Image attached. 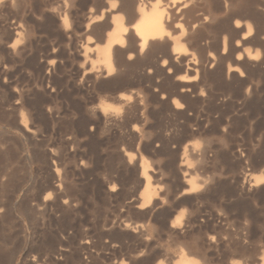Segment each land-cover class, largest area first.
<instances>
[{"label":"rangeland","instance_id":"rangeland-1","mask_svg":"<svg viewBox=\"0 0 264 264\" xmlns=\"http://www.w3.org/2000/svg\"><path fill=\"white\" fill-rule=\"evenodd\" d=\"M14 1L0 0V264H168L170 241L191 239L210 262L224 264L226 231L240 234L243 225V244L256 256L235 260L264 264V182H252L254 173L264 175V0H251L262 9L248 20L255 31L246 49L259 57L243 54L244 77L226 71L234 53L201 58L194 67L200 80L182 98L173 82L179 64L135 65L127 70L137 83L130 88L86 74L78 56L87 37L78 0H23L26 13L22 0ZM168 68L177 69L171 79ZM173 99L183 108L175 110ZM100 104L115 113L102 112ZM184 149L189 169L180 166ZM142 159L156 191L149 206L140 200ZM186 169L199 181L184 195ZM211 237L216 241L207 244Z\"/></svg>","mask_w":264,"mask_h":264},{"label":"bare ground","instance_id":"bare-ground-1","mask_svg":"<svg viewBox=\"0 0 264 264\" xmlns=\"http://www.w3.org/2000/svg\"><path fill=\"white\" fill-rule=\"evenodd\" d=\"M59 1H61V0H59ZM72 1L74 2V0H72ZM22 2H23V0L20 3L22 6H24ZM73 2L71 3V5L73 4ZM77 2H78V4H76V5L81 7V9L85 12L84 16L82 15L83 19L85 17V23L82 20L84 25H83V23L81 25H83L82 27H84L85 36H87L85 39L86 40L85 42L82 40L84 43L82 44V46H80V50L77 49L80 52V55H78V56H80V58L82 59V65L87 70L86 74H89L90 77H93L94 79H98V78L99 79H101V78L107 79V81H103V83L105 85L112 84L109 82L114 81L117 83L120 82V85L118 84L119 86H122L121 84H124L126 86H129V88H130L131 86H133L135 84L137 85V83H135L137 81H135L134 82L135 84H133V81L130 78L131 76L129 77V75H127V70L130 68H133V66L135 67V65H140V64H149L150 65V64H153V62L159 61V66L161 68H166L170 65H174L173 63H175V64H179V66L181 68H183L182 70L180 69L181 71L179 70L180 71V73H179L177 71L178 68L174 67V68H177V69H175L177 72L174 71V72H176L177 76L174 77L175 79L173 78L174 79L173 82L175 81L176 83L179 84L180 94L179 93L178 94H179V97L182 98L180 95L189 93L191 91L189 85L193 86L192 84L196 83L198 80L197 79L198 78L197 77V70L194 68L197 65V60H200L202 58V59L206 60L205 62H207V60H209V59L212 61L214 59H216V60L217 59H225L234 53V55H232V57H229V62L231 64L227 65L226 71L232 72V74L235 73L239 77H244V75H243L244 72L242 71L243 69H241L239 66L240 65L239 62L241 63V60H244V59H242L243 54L246 57V59L249 61L250 60H257V58L259 57L258 51H253V53L250 54L248 49H246V46L249 43L251 44V42L249 41L251 39H249V38L252 36L253 30L255 29V27L252 26L253 24L251 23L252 24L251 25L248 20L249 19L251 20V18L258 16L257 15L258 13L261 14L262 8H261V5L258 4V2H257V4H255L252 1L254 3L253 4L251 2V0H78ZM13 3H15V1ZM55 3H57V2H55ZM62 3H63V0H62ZM1 4H3V3H1ZM58 4H60V3H57L56 6ZM15 5L16 4H14V6ZM50 5H52V4H50ZM53 5H54V3H53ZM68 5L70 6L69 3H68ZM56 6L54 8H53V6H49V7H52L55 11ZM61 6H63V5L61 4L60 7ZM25 7H27V6H24V8L22 7L24 9V13H26ZM64 7H65V5H64ZM0 8L2 9V7H0ZM57 8H56V10L58 11ZM9 9L11 10L12 8L9 7ZM14 9H16V11H19V10H17V8H14ZM46 9H47V7H46ZM75 9H76V7H75ZM60 10H61V8H60ZM62 10L65 11V9H63V7H62ZM5 11H6V9H5ZM12 11H13V9H12ZM46 11H49V10L47 9ZM50 11L52 12L51 8H50ZM57 11L55 13H57ZM63 11H62V13L65 14V12H63ZM68 11L69 10H67L66 14H68ZM78 12L80 13V11H78ZM0 13H1V11H0ZM12 13H16V12L14 11ZM18 13H16V14H18ZM55 13H54V15H55ZM3 14H6V13L3 12ZM81 14H82V12H81ZM21 15L24 17V14H21ZM21 15H20V17H21ZM61 15H59V13H58V16H60L62 18ZM9 16L13 17V15H9ZM58 16H56L57 18L56 17L55 18L58 19ZM5 17H7V16H5ZM5 17H4V20H5ZM20 17H19V19H21ZM0 18H3V17H0ZM9 18H11V17H9ZM9 18H7V19L9 20ZM67 18H69V17H67ZM15 19H18V18L15 17ZM60 19H58V20L60 21ZM255 21H256V19H255ZM16 22L17 21H15V24H16ZM60 22H58V25H60ZM260 22H262V21H260ZM13 23L14 22H12V24ZM62 23L64 24V26L66 28L68 25L70 26V24H71V22H70V24L67 25L66 17L63 18ZM12 24H10V25H12ZM15 24H13V25H15ZM74 24H75V21H74ZM79 25L80 24H78L77 27H79ZM72 26H74V25H72ZM261 26L260 27L256 26V27L261 28ZM11 27L13 28V26H11ZM14 28H15V26H14ZM16 28H18V26ZM54 28H57V27L55 26ZM59 29H62V28H59ZM70 30H71V28H70ZM62 31L64 33L63 29H62ZM256 32H254V33H256ZM18 34H19L18 31H15L13 36L14 35L18 36ZM65 34H66V32H65ZM260 34H262V33H260ZM10 35H11V33H10ZM83 35H84V33H83ZM256 35H257V33H256ZM8 36H9V34H8ZM260 39L262 40L261 42L264 41V34L260 37ZM75 45H78V44H75ZM8 48H7V50H8ZM75 48H77V47H75ZM78 48H79V46H78ZM22 50H25V49L23 48ZM16 54L18 55V54H20V52L19 53L17 52ZM14 56H16V55H14ZM221 62H223V61H221ZM141 66H140V69H141ZM84 67H83V69H84ZM170 68H171V66H170ZM170 68H168L166 70V74H168L169 77H170L169 74L174 73L173 71H171V69L173 67L171 69ZM135 69H136V67H135ZM136 72L134 74H136ZM128 73H129V71H128ZM130 73H131V70H130ZM148 73H150L149 70H148ZM131 74L133 75V73H131ZM146 74L147 73L145 72V75ZM154 74L155 73L153 72V75ZM162 74L164 75V73H162ZM141 75H142V73L140 75H137V76L133 75V76H136V77L140 76L141 77ZM220 75H221V73H220ZM165 76H167V75H165ZM109 78H111V80H109ZM86 79L89 80L88 78H86ZM170 79H171V77H170ZM199 80H198V82H199ZM215 81L216 80L214 79L213 82H215ZM218 81H219V79H218ZM101 82H102V80H101ZM166 84H167V82H166ZM171 84H172V81H171ZM93 85L95 86V83ZM96 85H97V82H96ZM99 85L101 87V84H99ZM103 85H102V87H103ZM114 85L116 86V84L113 83V87L115 88ZM110 86L112 87V85H109V87ZM171 86H173V85H171ZM208 86H209V84H208ZM113 87L111 89H113ZM154 87H156V86H154ZM203 91H205V90H203ZM192 92H193V90H192ZM194 93H196V92H194ZM176 96L177 95H175V97ZM117 98L120 101L123 99H126L124 97V93H123V95L119 94ZM162 98H163V96H162ZM178 100L173 99L171 101V104L175 110L183 108V106H182L183 104H181V102L179 103ZM200 100H201V98H200ZM124 101H127V100H124ZM105 102L106 101H104V103ZM116 107H118V106H116ZM99 109H101L102 112H107L109 110L113 111V108L110 104H102V105L100 104ZM115 110H117V109H115ZM113 113H115V111H113ZM117 113L118 112H116V114ZM113 118H114V116H113ZM116 118H118V117L116 116ZM112 120H114V119H112ZM27 132H28V130H27ZM187 150L188 149H186V150L184 149V152H183L184 157L182 156L183 159H182V157H180L181 158L180 160L183 161V163L180 164V166H186V167H187V165L189 166V160L187 158V153H186L189 150L188 151ZM52 156H53V154H52ZM139 166H140V177L143 180L141 191H140V200L142 201L141 205H148L149 206V203H151L152 201H154L153 199H155L154 196H155L156 191L154 190V187H153L154 185L151 184V178H150L149 174L147 173L148 172L147 162H145L142 159L140 161ZM180 166L178 167L179 169H180ZM189 168L190 167H187V169H189ZM187 169H186V171H184L185 177L183 176L184 179L182 181V183L184 182L183 184L186 186V188H184L182 191V193L184 195L190 194V193L192 194L193 192H195V190H197V188H198V181H199V178L197 177V175L187 173ZM261 172H263V171H261ZM53 173H54V171H53ZM57 175H59V174H57ZM141 178H140V180H141ZM252 182L255 185L262 184L264 182V175L261 173H257V174L254 173L253 178H252ZM55 185H57V184H55ZM55 187H57V186H55ZM54 189L56 190V188H54ZM113 189H114V187H113ZM45 199L46 198H44L43 200L45 201ZM141 209H144V208H141ZM179 215H181V214H179ZM188 217L189 216H187L186 218H188ZM178 221H179V218H177V217L174 218L172 221L171 227L173 226V224H176ZM186 221H187V219H186ZM191 221H193V220H191ZM210 221H212V220H210ZM185 222H184V224H185ZM209 222H207V227H208ZM195 223H196V221H195ZM130 225L131 224H129V227H130ZM126 226H128V225L126 224ZM179 226L181 227V225H179ZM196 226H198V225H196ZM227 226H228V224H227ZM234 226H237V225H234ZM241 226H242V224L240 225V227ZM243 226H244V229H246L245 227L247 225H243ZM182 227H183V224H182ZM189 227H191V226H189ZM211 227L214 228L213 225ZM244 229H243V231L245 232ZM183 230H185V229H183ZM213 230L214 229H212V231ZM215 230H216V228H215ZM206 231H207V229H206ZM222 231L220 233H223ZM232 231H234V229ZM237 231H239V230H237ZM200 233H203V232H200ZM200 233H199V235H200ZM246 233H248V232H246ZM240 234H238V232L237 233H235V232L230 233L229 231L228 232L226 231L225 236L227 237L226 239H227L228 245H227L226 255L222 253V256L225 255V260H226V261H224V264H242L241 262L235 260V258H242V257L246 256V257L251 258V261H252V258L256 256V255L254 256V253H253L254 250L253 249L249 248L250 250H253V252H250V251H248V249H246V247L243 244V242L245 241L244 239H246V237H243ZM211 235H212V233H211ZM244 235H246V234L244 233ZM200 236H202V234ZM204 236H205V234H203V237ZM218 236H215L216 240L219 239ZM220 237H222V236H220ZM248 237L249 236H247V238ZM213 240H214V237L208 238L206 243L207 244L213 243L212 242ZM216 240H214V241H216ZM167 243L168 242H166V244ZM256 245H254V246H256ZM168 248H169V250H172L171 252H173L172 254H170V256H169V252L166 253V254H168V256L165 255L168 257V262H167L168 264H213L212 262H210L206 258V254L204 252H202V249H201L202 247L199 246L196 239H191L188 241L183 240V242H174V243H172L170 241ZM206 248L211 249L210 247H206ZM256 248H258V247H255L254 249H256ZM155 249H157V248L155 247ZM214 249H217V248H214ZM163 250H165V249H163ZM208 250H207V252H208ZM220 250H222L221 247H220ZM213 252H211V253H213ZM260 252L263 253V251H260ZM208 254H209V252H208ZM220 254H218V256ZM157 255H158V253H157ZM161 257L159 256V258H161ZM222 258H224V256ZM211 259H213V258H211ZM216 259L218 260V258H216ZM247 259L245 260V262L249 261ZM155 260H156V258H155ZM157 262H158V260H157ZM158 264H163V263L159 262ZM255 264H263V260L258 258L255 260Z\"/></svg>","mask_w":264,"mask_h":264}]
</instances>
